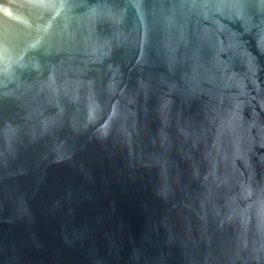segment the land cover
Listing matches in <instances>:
<instances>
[{"label":"water","instance_id":"95a60500","mask_svg":"<svg viewBox=\"0 0 264 264\" xmlns=\"http://www.w3.org/2000/svg\"><path fill=\"white\" fill-rule=\"evenodd\" d=\"M0 264H264V0H0Z\"/></svg>","mask_w":264,"mask_h":264}]
</instances>
